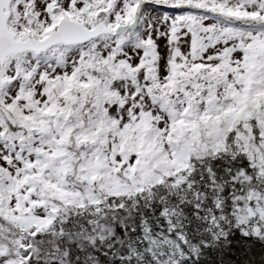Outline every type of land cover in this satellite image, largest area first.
<instances>
[{"label": "snow or ice", "instance_id": "snow-or-ice-1", "mask_svg": "<svg viewBox=\"0 0 264 264\" xmlns=\"http://www.w3.org/2000/svg\"><path fill=\"white\" fill-rule=\"evenodd\" d=\"M0 264H264V0H0Z\"/></svg>", "mask_w": 264, "mask_h": 264}]
</instances>
